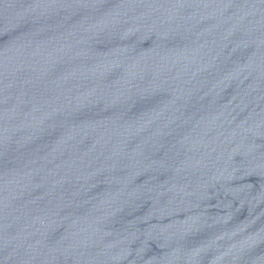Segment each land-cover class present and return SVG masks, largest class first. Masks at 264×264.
<instances>
[{
    "label": "water",
    "instance_id": "obj_1",
    "mask_svg": "<svg viewBox=\"0 0 264 264\" xmlns=\"http://www.w3.org/2000/svg\"><path fill=\"white\" fill-rule=\"evenodd\" d=\"M0 264H264V0H0Z\"/></svg>",
    "mask_w": 264,
    "mask_h": 264
}]
</instances>
